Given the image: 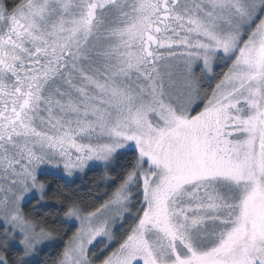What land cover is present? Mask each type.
Wrapping results in <instances>:
<instances>
[{
  "label": "snow or ice",
  "instance_id": "obj_1",
  "mask_svg": "<svg viewBox=\"0 0 264 264\" xmlns=\"http://www.w3.org/2000/svg\"><path fill=\"white\" fill-rule=\"evenodd\" d=\"M0 264H264V0H0Z\"/></svg>",
  "mask_w": 264,
  "mask_h": 264
},
{
  "label": "trees",
  "instance_id": "obj_2",
  "mask_svg": "<svg viewBox=\"0 0 264 264\" xmlns=\"http://www.w3.org/2000/svg\"><path fill=\"white\" fill-rule=\"evenodd\" d=\"M92 175H93V174H91V173L89 174V179H91V178H92Z\"/></svg>",
  "mask_w": 264,
  "mask_h": 264
}]
</instances>
